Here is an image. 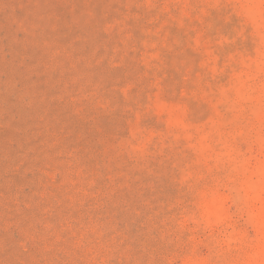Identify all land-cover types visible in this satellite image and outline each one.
<instances>
[{
  "label": "rangeland",
  "instance_id": "374dc122",
  "mask_svg": "<svg viewBox=\"0 0 264 264\" xmlns=\"http://www.w3.org/2000/svg\"><path fill=\"white\" fill-rule=\"evenodd\" d=\"M0 264H264V0H0Z\"/></svg>",
  "mask_w": 264,
  "mask_h": 264
}]
</instances>
